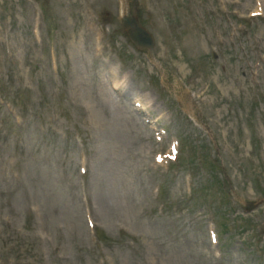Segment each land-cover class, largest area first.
<instances>
[{"label": "rangeland", "instance_id": "374dc122", "mask_svg": "<svg viewBox=\"0 0 264 264\" xmlns=\"http://www.w3.org/2000/svg\"><path fill=\"white\" fill-rule=\"evenodd\" d=\"M39 1L44 17L28 0H0V264H264V202L244 210L264 200V113L250 100L264 89V20L243 16L256 6L264 15V0H146L152 13L144 11L169 113L152 107L167 134L213 148L232 191L237 211L226 214L220 258L207 231L223 217L187 201L205 170L159 167L160 175L149 166L162 146L127 97L155 86L154 69L138 62L129 86L111 87L117 60L136 69L111 21L113 1ZM100 13L108 27L98 43L90 23ZM188 84L200 94L202 125L176 107ZM163 178L166 191L154 199ZM89 220L109 239L99 241Z\"/></svg>", "mask_w": 264, "mask_h": 264}]
</instances>
